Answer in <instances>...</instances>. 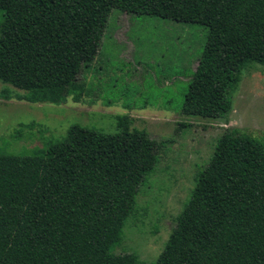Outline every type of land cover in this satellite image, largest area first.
Here are the masks:
<instances>
[{
    "label": "trees",
    "instance_id": "1",
    "mask_svg": "<svg viewBox=\"0 0 264 264\" xmlns=\"http://www.w3.org/2000/svg\"><path fill=\"white\" fill-rule=\"evenodd\" d=\"M112 9L204 26L183 115L224 118L240 70L264 64V0H0V81L28 103L79 101ZM129 125L74 123L31 153L0 150V264H264V133L235 129L215 139L153 262L112 251L161 143Z\"/></svg>",
    "mask_w": 264,
    "mask_h": 264
},
{
    "label": "rangeland",
    "instance_id": "2",
    "mask_svg": "<svg viewBox=\"0 0 264 264\" xmlns=\"http://www.w3.org/2000/svg\"><path fill=\"white\" fill-rule=\"evenodd\" d=\"M1 18V10H0ZM205 28L155 16H135L112 9L103 28L98 53L82 67L79 101L28 103L22 91L0 81V150L31 153L60 139L76 123L105 133L117 130V116H127L130 129L160 141L153 169L140 183L132 212L121 229L114 253H133L153 262L163 248L205 166L215 139L224 131L258 137L264 133V64L249 62L229 91L224 118L180 113L186 83L204 42ZM20 124H31L19 128Z\"/></svg>",
    "mask_w": 264,
    "mask_h": 264
}]
</instances>
